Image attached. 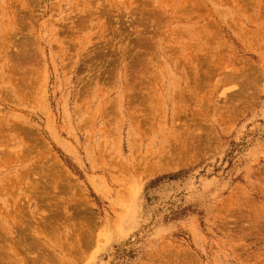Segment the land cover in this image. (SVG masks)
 I'll return each mask as SVG.
<instances>
[{
	"label": "rangeland",
	"instance_id": "rangeland-1",
	"mask_svg": "<svg viewBox=\"0 0 264 264\" xmlns=\"http://www.w3.org/2000/svg\"><path fill=\"white\" fill-rule=\"evenodd\" d=\"M0 264H264V0H0Z\"/></svg>",
	"mask_w": 264,
	"mask_h": 264
}]
</instances>
